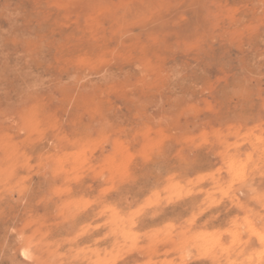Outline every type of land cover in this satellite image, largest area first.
Masks as SVG:
<instances>
[{
	"label": "rangeland",
	"instance_id": "rangeland-1",
	"mask_svg": "<svg viewBox=\"0 0 264 264\" xmlns=\"http://www.w3.org/2000/svg\"><path fill=\"white\" fill-rule=\"evenodd\" d=\"M262 17L264 0H127L119 7L110 0H69L61 8L43 0H0V113L11 118L3 120V131L13 141L23 138L12 120L19 119L21 100L35 95L48 102L49 111L56 110L61 131L69 140L96 137L103 127L131 150L146 142L157 143L159 154L147 161L137 157L138 178L125 186L137 197H143L156 178L174 166L189 172L213 167L218 158L206 148L191 152L187 164L177 157L182 144L204 130L231 133L229 141H244L241 153L251 151L264 129ZM111 49L123 56L100 69L86 70ZM146 62L169 78L151 88L138 86L137 65ZM102 71L110 79H102ZM109 84L129 90L109 91ZM210 84L214 86L204 91ZM98 100L102 117L93 111ZM49 139H53L51 131L42 143L24 148L31 156L30 165L37 164ZM111 147L109 143L105 150ZM93 155L99 158L102 152L97 149ZM16 171L28 174L25 168ZM28 183V206L42 214L52 211L53 201L41 198L60 184L59 178L54 180L50 172L34 168ZM254 183L264 186L259 177ZM96 186L85 176L72 184V195L90 196ZM177 210L170 207L165 215ZM237 213L236 208L225 212L222 205L214 223L224 227ZM90 215L91 209L74 224L86 222ZM73 230L74 225H65L61 234ZM102 231L81 236L71 247L110 246L111 238L93 245ZM222 239L227 242L228 237ZM210 243L209 238L202 240L205 247ZM259 246L258 238L252 236L236 258L242 259ZM169 247L170 243L155 245L151 259H171L174 253L166 251ZM148 258L133 251L120 264H143ZM32 259L23 236L7 228L0 231V264H31ZM73 264L86 262L78 259ZM192 264L211 261L200 259Z\"/></svg>",
	"mask_w": 264,
	"mask_h": 264
},
{
	"label": "clouds",
	"instance_id": "clouds-1",
	"mask_svg": "<svg viewBox=\"0 0 264 264\" xmlns=\"http://www.w3.org/2000/svg\"><path fill=\"white\" fill-rule=\"evenodd\" d=\"M43 2L61 8L69 0ZM110 2L119 7L127 0ZM101 56L99 63L86 70L100 69L123 53L111 49ZM137 67L140 68L137 85L142 88L157 86L169 78L151 63ZM100 76L106 81L110 79L106 71L100 72ZM108 90L129 89L109 84ZM100 103L95 102L93 111L102 117ZM17 115L18 121L12 123L23 138L13 141L12 135L3 131V120L11 118L0 113V231L7 228L23 236L32 250L31 264H73L78 259L86 264H120L133 251L149 256L143 264H192L200 259H209L211 264H264V186L254 183L259 177L264 185V129L257 138L258 145L244 153L240 152L243 140L227 139L231 133L208 129L193 135L178 149V159L187 164L191 152L206 148L218 158L215 165L193 172L174 166L158 176L143 197H137L125 186L138 178L137 157L147 161L159 154L157 143L146 142L131 150L126 142L103 127L96 137L69 140L61 131L56 110L49 111L48 102L35 95L21 100ZM50 131L53 139L47 141L49 147L39 153L36 165H30L31 156L24 148L42 143ZM109 143L112 147L106 151L105 145ZM97 149L102 152L99 158L93 155ZM17 168H25L28 174L18 175ZM34 168L50 172L54 180H60L47 197L41 198L55 205L52 211L43 214L28 206L27 201L28 181ZM85 176L96 182L94 194L73 196L72 184L80 183ZM222 205L225 212L236 208L238 213L229 217L224 227H217L214 222ZM170 207L178 210L165 215ZM90 209L89 219L75 225L76 218ZM65 225H74V230L61 234ZM99 230H103L102 234L94 238L93 245L111 238L110 246L71 247L81 236ZM225 236L227 242L222 239ZM252 236L258 238L259 248L237 259ZM205 238L210 239L208 247L202 244ZM161 243L171 244L166 250L174 253L171 259H151L155 245ZM64 245L68 247L63 248Z\"/></svg>",
	"mask_w": 264,
	"mask_h": 264
}]
</instances>
